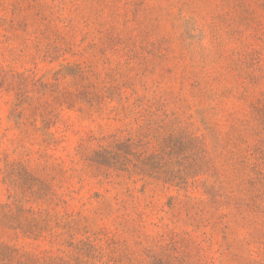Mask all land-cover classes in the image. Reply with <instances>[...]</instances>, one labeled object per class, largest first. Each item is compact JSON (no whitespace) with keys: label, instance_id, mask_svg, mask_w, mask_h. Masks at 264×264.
Wrapping results in <instances>:
<instances>
[{"label":"rangeland","instance_id":"1","mask_svg":"<svg viewBox=\"0 0 264 264\" xmlns=\"http://www.w3.org/2000/svg\"><path fill=\"white\" fill-rule=\"evenodd\" d=\"M0 264H264V0H0Z\"/></svg>","mask_w":264,"mask_h":264}]
</instances>
